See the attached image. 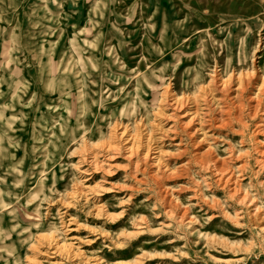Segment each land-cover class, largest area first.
Instances as JSON below:
<instances>
[{"label":"rangeland","instance_id":"1","mask_svg":"<svg viewBox=\"0 0 264 264\" xmlns=\"http://www.w3.org/2000/svg\"><path fill=\"white\" fill-rule=\"evenodd\" d=\"M0 264H264V0H0Z\"/></svg>","mask_w":264,"mask_h":264},{"label":"bare ground","instance_id":"2","mask_svg":"<svg viewBox=\"0 0 264 264\" xmlns=\"http://www.w3.org/2000/svg\"><path fill=\"white\" fill-rule=\"evenodd\" d=\"M95 154V153H94Z\"/></svg>","mask_w":264,"mask_h":264}]
</instances>
